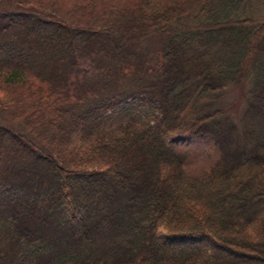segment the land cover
<instances>
[{
	"label": "trees",
	"instance_id": "1",
	"mask_svg": "<svg viewBox=\"0 0 264 264\" xmlns=\"http://www.w3.org/2000/svg\"><path fill=\"white\" fill-rule=\"evenodd\" d=\"M0 264H264V0H0Z\"/></svg>",
	"mask_w": 264,
	"mask_h": 264
},
{
	"label": "rangeland",
	"instance_id": "2",
	"mask_svg": "<svg viewBox=\"0 0 264 264\" xmlns=\"http://www.w3.org/2000/svg\"><path fill=\"white\" fill-rule=\"evenodd\" d=\"M226 108L234 115V118L243 112L244 107L241 105V95L238 92L227 94L223 96Z\"/></svg>",
	"mask_w": 264,
	"mask_h": 264
}]
</instances>
